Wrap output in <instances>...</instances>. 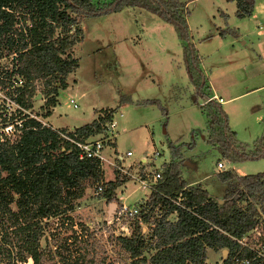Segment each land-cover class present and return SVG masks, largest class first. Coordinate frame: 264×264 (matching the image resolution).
Instances as JSON below:
<instances>
[{"label": "rangeland", "instance_id": "374dc122", "mask_svg": "<svg viewBox=\"0 0 264 264\" xmlns=\"http://www.w3.org/2000/svg\"><path fill=\"white\" fill-rule=\"evenodd\" d=\"M187 7L188 39L198 56L203 85L199 78L190 77L182 41L172 25L136 7L80 19L82 38L72 47L78 65L68 74L66 86L57 90L55 105L46 107V94L40 81L35 82L31 108L21 111L35 115L52 129L69 130L96 116L100 108L113 107L116 125L111 140L115 146L109 141L103 147V178L117 174L110 164L115 157H120L115 162L131 173L117 174L122 185H118L119 193L115 188L112 197H102L90 185L65 211L42 218L39 264L128 263L127 253L115 240L120 223L109 222V215L119 201L144 202L149 186L141 191L137 177L146 171L150 181L151 171L160 170L171 160L168 141L180 152L181 177L201 182L214 197L222 196L225 185L216 172L220 170L215 166L217 160L222 161L221 170H264V155L231 160L208 140L206 117L200 107L204 97L199 92L209 85L225 99L220 105L235 144L245 152L254 150L257 138L264 133V17L237 16L234 0H189ZM12 54L0 46V74L11 68ZM19 81L15 79L13 85ZM12 93L11 87L0 89V133H7L12 121L19 119L2 120L20 109L10 99ZM146 99H156L159 104ZM45 109L50 111L47 118ZM126 150L131 155L125 156ZM155 150L157 154H153ZM133 221L135 218L128 224ZM261 222L264 224V211L257 230ZM143 225L145 233L150 230L149 223ZM149 251H143L145 256ZM205 256L208 260L204 264H224L219 249H208ZM4 261L0 256V264ZM16 263L32 264L30 259Z\"/></svg>", "mask_w": 264, "mask_h": 264}, {"label": "trees", "instance_id": "16d2710c", "mask_svg": "<svg viewBox=\"0 0 264 264\" xmlns=\"http://www.w3.org/2000/svg\"><path fill=\"white\" fill-rule=\"evenodd\" d=\"M186 2L0 0V46L13 53L14 59L11 68L0 74V89L8 91L11 87L14 93L10 99L20 108L7 119L2 118L4 122L19 119L12 121L7 133H0V256L5 258L1 264H18L17 260L26 259L39 264L42 218L65 211L67 204L90 185L100 183L99 192L108 199L120 182L116 173L105 180L98 160L79 158V149L60 135L83 139L100 133L114 112L113 107L100 108L94 118L72 129H52L21 111L31 108L35 82L40 81L46 94V107L55 105L57 90L66 86L68 74L78 65L72 47L82 38L80 19L130 6L152 12L172 25L182 41L190 77L199 78L203 85L198 56L188 39ZM253 2L234 0L235 14L249 15ZM15 79L20 83L13 85ZM206 89L199 88V92L204 97L200 107L206 117L208 140L231 160L264 155V133L257 138L254 150L245 152L237 147L220 102L211 97L209 85ZM146 101L159 104L156 99ZM49 113L45 109L43 114ZM109 141L115 146L113 139L106 143ZM167 146L171 160L159 170L160 177L149 185L148 195L138 205L135 221L129 225L130 231L115 236L129 258L126 264H204L206 247L225 248L222 262L226 264L233 254H249L237 241L241 236L246 234L250 238L258 232L255 241L264 242V224L261 222L256 228L264 211V170L243 174L232 169L220 170L217 174L225 186L222 196L214 197L199 183L186 184L178 168L180 152L170 141ZM171 212H175L173 219L169 217ZM146 222L151 227L145 233ZM145 250H150L148 256L143 253ZM257 264H264V259Z\"/></svg>", "mask_w": 264, "mask_h": 264}, {"label": "built area", "instance_id": "2783aa9c", "mask_svg": "<svg viewBox=\"0 0 264 264\" xmlns=\"http://www.w3.org/2000/svg\"><path fill=\"white\" fill-rule=\"evenodd\" d=\"M211 97L215 98L217 101L221 102V97H217L214 94L211 95ZM69 101L72 102V105L75 106V102L73 98H69ZM36 118L35 115H32ZM39 120V119H38ZM41 123L45 124L41 120ZM116 123L113 119V113L111 114L110 119L104 122L103 130L100 133L94 134L92 136L83 138V139H72L64 135L63 133H60L63 137L69 139L74 143V145L79 149L78 157H94L98 160L100 165L102 166V161L104 160L105 156L103 155V147L106 144L107 140H110L114 136V127ZM153 154H157L158 151H152ZM130 150L125 151V155H130ZM120 160L119 158H114L113 161H110L111 166H114L116 168L117 174L121 173L123 176H126L127 174L131 175L130 172L124 167L121 163H116L115 160ZM143 160V159H142ZM216 167L218 169L223 168L222 161L217 160L216 161ZM143 175L140 177L138 176L137 179L140 182L141 187L145 188L149 186L151 183H153L158 177H160L159 170L158 171H151V179L150 181H147L146 176H148V173L146 171H142ZM147 185V186H146ZM102 189V185L100 183L96 184L95 191L99 192ZM178 200V199H177ZM176 200V201H177ZM175 201V203H177ZM139 210V206L135 204H127L124 201H119L117 203H114L112 213L109 215V222L114 221L116 223H120L117 231L118 233H124L127 234L129 230V224L128 221L133 219L137 212ZM255 227V226H254ZM251 231V230H250ZM257 235L258 232L252 233L250 235V238L245 234L241 236L237 241L245 248L244 250H247L249 252L248 255L245 254H233L230 257V262L226 264H257L261 260L264 259V242H257ZM225 264V263H224Z\"/></svg>", "mask_w": 264, "mask_h": 264}, {"label": "crops", "instance_id": "0c3cea01", "mask_svg": "<svg viewBox=\"0 0 264 264\" xmlns=\"http://www.w3.org/2000/svg\"><path fill=\"white\" fill-rule=\"evenodd\" d=\"M189 1V0H188ZM187 1V2H188ZM186 2V3H187ZM125 7H130V6H125ZM136 8H139V7H136ZM249 17H252V18H257V17H264V0H256L255 1V3H254V5H253V9H252V11H251V13L248 15ZM68 87V86H67ZM211 88V87H210ZM211 92H212V95L214 94L215 96H217V97H221L219 94H217V92L215 91V90H213V88H211ZM221 102H223L225 99H223L222 97H221ZM220 102V103H221ZM55 107V106H54ZM51 116V115H50ZM50 116H48V118L50 117ZM95 117V115L92 117V118H94ZM46 118H47V116H46ZM91 118V119H92ZM90 119V120H91ZM89 121V120H88ZM88 121H86V122H88ZM83 123H85V122H83ZM78 124H74V125H72V126H70V129H72V127H74V126H77ZM80 125V124H79ZM58 126V125H57ZM60 126V125H59ZM61 126H66V125H63V124H61ZM114 143H115V140H114ZM131 155V154H130ZM125 156H128V155H125ZM142 160V159H141ZM187 162V161H186ZM215 166H216V164H215ZM217 168V167H216ZM232 169V168H231ZM217 170V169H216ZM234 172H236V173H238L236 170H234V169H232ZM220 171V170H219ZM219 171H216V172H219ZM238 174H243V173H238ZM104 179L105 180H107V179H112V177H110V178H105L104 177ZM185 180V182H186V184L187 185H194L195 183H200L201 184V182H197V181H194L193 179L192 180H186V179H184ZM120 181V180H119ZM124 182V181H123ZM120 183V182H119ZM119 186H121L122 185V182L120 183V184H118ZM118 185L116 186L117 188H118ZM201 186L203 187V185L201 184ZM225 186V185H224ZM141 187V186H140ZM142 190H147L146 188H142L141 187V191ZM117 191H118V193H119V188L117 189ZM148 192H149V190L148 191H145V196L143 197V200L147 197V195H148ZM123 193V192H122ZM144 194V193H143ZM142 200V199H141ZM169 217H170V219H173V218H175V212H171L170 213V215H169ZM208 249H212V248H210V247H206V250H205V254H207V251H208ZM213 250H218V249H213ZM220 251H221V254H222V249H219ZM205 261L204 262H207V260H208V258L207 257H205V259H204ZM213 261H216V260H213Z\"/></svg>", "mask_w": 264, "mask_h": 264}, {"label": "water", "instance_id": "95a60500", "mask_svg": "<svg viewBox=\"0 0 264 264\" xmlns=\"http://www.w3.org/2000/svg\"><path fill=\"white\" fill-rule=\"evenodd\" d=\"M226 249L225 248H222V255L224 257V253H225Z\"/></svg>", "mask_w": 264, "mask_h": 264}]
</instances>
